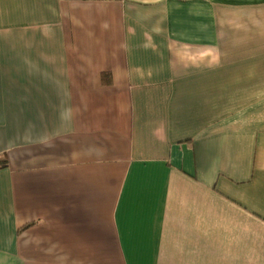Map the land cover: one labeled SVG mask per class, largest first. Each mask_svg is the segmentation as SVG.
Wrapping results in <instances>:
<instances>
[{
  "label": "crops",
  "instance_id": "crops-1",
  "mask_svg": "<svg viewBox=\"0 0 264 264\" xmlns=\"http://www.w3.org/2000/svg\"><path fill=\"white\" fill-rule=\"evenodd\" d=\"M0 264H264V0H0Z\"/></svg>",
  "mask_w": 264,
  "mask_h": 264
},
{
  "label": "trees",
  "instance_id": "trees-1",
  "mask_svg": "<svg viewBox=\"0 0 264 264\" xmlns=\"http://www.w3.org/2000/svg\"><path fill=\"white\" fill-rule=\"evenodd\" d=\"M6 165V161L3 159H0V167H3Z\"/></svg>",
  "mask_w": 264,
  "mask_h": 264
}]
</instances>
